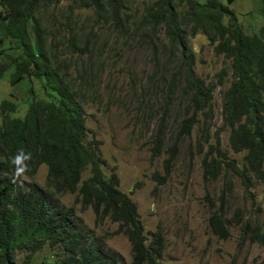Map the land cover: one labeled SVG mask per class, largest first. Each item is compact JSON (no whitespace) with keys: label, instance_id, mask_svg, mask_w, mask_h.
<instances>
[{"label":"trees","instance_id":"16d2710c","mask_svg":"<svg viewBox=\"0 0 264 264\" xmlns=\"http://www.w3.org/2000/svg\"><path fill=\"white\" fill-rule=\"evenodd\" d=\"M133 1L69 0L55 11L59 0H0V45H7L0 52V79L10 70V85L34 79L44 95L35 99L30 85L21 116H10L14 103L0 102V264H31L43 247L49 251L38 264H162V231L144 230L135 203L118 188L115 168L107 174L102 169L100 140L88 137L83 105L99 85L101 64L95 52L102 45L148 54L150 72L138 94L132 87L131 95L139 103L159 96L155 110L151 103L143 106L146 116L159 115L149 150L150 157L165 155L163 175L152 174L159 183L170 173L178 144L200 123L194 155H199L201 180L221 177L226 184L207 218L212 234L226 239L227 226L242 223L238 212L232 223L224 218L221 194L231 187L227 175L239 178L244 191L251 178L264 186V27L259 35L245 32L233 10L218 0ZM81 9L90 15L80 19L74 10ZM196 33L228 60L230 81L221 91L220 127L228 129L229 148L244 151L241 167L220 149L217 133L209 143L213 91L227 71L220 69L208 81L195 75L188 38ZM178 111L180 119L164 133L166 116ZM165 139L168 144L160 150ZM21 149L32 153L23 176L45 166L42 186L14 179L10 160ZM65 193H74L73 203L80 211L89 208L95 223H115L111 234L125 236L129 244L127 262L92 237L73 204L60 203ZM248 239L264 246V229L253 226Z\"/></svg>","mask_w":264,"mask_h":264},{"label":"rangeland","instance_id":"374dc122","mask_svg":"<svg viewBox=\"0 0 264 264\" xmlns=\"http://www.w3.org/2000/svg\"><path fill=\"white\" fill-rule=\"evenodd\" d=\"M143 0H134L133 4ZM202 3L204 0H197ZM231 8L237 22L248 33L259 35V30L264 27V0H218ZM132 2V0H131ZM69 0H59L58 8L64 9ZM51 5L49 6V9ZM1 10V6H0ZM78 17L90 15L89 9L74 10ZM264 40V35H263ZM7 45H0V52ZM188 47L194 54V73L199 78L208 81L214 80L215 74L224 69L227 71L221 85L213 91L212 119L209 128V143H213V136L218 135L219 147L227 155L236 160L238 166L243 165L244 151L233 152L228 145V129H221V91L230 81L228 60L221 55H216L201 33H196L188 38ZM96 58L101 68L99 85L95 94L86 97L83 105L85 126L88 137L91 134L100 140L99 150L105 159L103 171L107 174L113 166L118 178V188L127 193L136 205V211L144 230L159 228L164 237V248L161 252L162 264H264V246L248 239L249 230L253 226L264 229V186L252 178L251 186L244 191L239 178L229 177L231 182L228 191L221 196L226 201L223 208L224 218L231 223L238 212L242 215L241 225H228V237L217 238L207 226V218L211 210L219 203L218 196L226 184L224 178L204 183L201 180L199 155L195 153V136L200 128L198 123L177 146V155L172 162V167L164 183H159L153 178V172L163 175L161 162L165 155L150 157L149 150L152 146L151 135L155 131L158 114L146 116L145 104H152L155 110L157 101L153 98L148 101L142 99L139 103L135 95L141 90L139 85L145 83L150 72L147 62L148 54L141 49L105 48L104 45L97 49ZM116 53V54H115ZM95 55V54H94ZM0 60L2 54L0 53ZM82 56L80 61H85ZM10 70L4 72L0 79V102L9 100L15 104V111L10 116H21L29 102V86L33 89L35 99H43L44 95L34 79L10 85L8 80ZM142 114H144L142 116ZM181 112L173 113L165 118L163 132L172 131ZM176 118V119H175ZM168 140L161 141L160 150L166 148ZM207 149L204 145L203 151ZM189 152L192 158L189 157ZM46 168L40 164L33 176H22L19 180L24 183H35L42 186L45 181ZM87 175V170L81 177ZM229 180V181H228ZM74 193H65L59 196V201L64 206H74L75 214L81 220L92 237L111 251L121 256L126 262L129 260V244L125 236L112 235L115 223L104 219L101 223L94 222V215L88 208L78 210V204L73 203ZM246 226L245 228H243ZM49 249L43 247L34 254L36 258L31 264H38L42 257L47 256ZM23 254L17 256L21 259Z\"/></svg>","mask_w":264,"mask_h":264},{"label":"clouds","instance_id":"9594fccd","mask_svg":"<svg viewBox=\"0 0 264 264\" xmlns=\"http://www.w3.org/2000/svg\"><path fill=\"white\" fill-rule=\"evenodd\" d=\"M32 159V153L21 149L13 157H11V164L14 166V179H18L25 175L29 170V164Z\"/></svg>","mask_w":264,"mask_h":264}]
</instances>
